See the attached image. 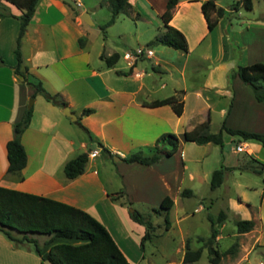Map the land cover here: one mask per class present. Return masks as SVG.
Here are the masks:
<instances>
[{"label": "rangeland", "instance_id": "obj_1", "mask_svg": "<svg viewBox=\"0 0 264 264\" xmlns=\"http://www.w3.org/2000/svg\"><path fill=\"white\" fill-rule=\"evenodd\" d=\"M79 1L83 7L92 2ZM236 1H214L228 13L220 17L222 21L212 35L204 31L198 11L193 6L182 8L176 23L180 25L186 39L187 52L163 45L161 48L164 49L157 50L159 52L154 53L150 60L144 59L143 54L136 58L137 70L145 68L148 71V76L142 78L145 86L138 91L139 99H160L174 92L183 97L182 115L176 117L170 110H164L163 119L159 120L157 126L160 132L171 133L177 138L175 153L161 155L157 162L148 166L110 159L109 165H98L102 178L106 171L111 175L108 184L110 190L116 191L113 193L117 195L114 201L125 205L128 212L136 210L144 217H149L155 226L150 238L143 242V249L138 250V253L143 254L145 264H194L182 261L185 244L191 250L201 246L210 234V219L215 223L220 211L223 220L215 224L217 238L213 243L219 259L211 263L212 255L203 248L195 264H264V196H261L264 186V148L256 141L239 143L235 137L225 133H222L221 147L211 143L197 145L186 139L187 134L195 130L216 133L222 121L226 122L228 114L224 115L223 111L230 104V99L218 100L212 91H202L204 86H215L220 91L226 87L230 93L233 86L237 104L233 116L229 113V107L228 126L251 128L254 124L264 133V113L257 111L256 114L255 110L250 119L246 116L248 95L255 101L250 88L239 79L232 82L233 77H228L238 65L257 61L264 64V0H251L250 9L239 5L237 9L229 10ZM145 8L140 6L139 12L138 7H134L133 11L120 12L114 22L102 31L99 26L105 23L110 13L106 4L97 7L93 15L95 24L86 27L87 34L84 37L92 55L103 48L104 52L112 48L109 52L113 50L120 54L117 63L120 66L124 65L121 58L124 52L137 47L143 51L153 48L147 43L161 30V24L153 12L155 10ZM199 35L205 37L196 42L195 38ZM196 92L203 93L209 106H204L207 102L198 98ZM32 100V96L28 97L26 106ZM138 123H141L140 126L146 125L140 118ZM151 146L138 145L126 155L137 151L148 154ZM220 164L231 169L225 171L220 186L211 189L210 173ZM183 189H189L191 195L181 196ZM165 195L173 201L167 213V229L164 228V215L152 211ZM234 217L252 220L253 228L247 234L238 233L233 224ZM33 235L38 239L35 236L38 234ZM258 238L260 241L257 244L254 241Z\"/></svg>", "mask_w": 264, "mask_h": 264}, {"label": "crops", "instance_id": "obj_2", "mask_svg": "<svg viewBox=\"0 0 264 264\" xmlns=\"http://www.w3.org/2000/svg\"><path fill=\"white\" fill-rule=\"evenodd\" d=\"M102 1V5H105L104 0H92L88 6L83 7L81 2L76 0V9L62 0L38 1L20 41V70L26 68L28 82L39 81L47 92L57 94L76 119L71 120L63 114L64 107L54 106L42 97L40 99V96L34 95L29 124L20 135V142L26 154L25 166L17 172H8L5 145L11 138L12 125L19 121L24 109L27 108L26 99L33 95V87L12 69L16 63L13 46L19 28L16 16L20 11L9 2L0 0L11 14L0 18V58L4 63L0 66V186L47 197L87 212L106 228L128 262L145 264L143 254L138 253L139 239L144 229L130 219L125 205L110 199V195L116 193L115 190H110L108 184L111 175L106 171L105 177L102 178L98 172V165H109V159L122 163L121 158L131 149L137 148L138 145H153L160 134L168 133L160 132L157 126L159 120L163 119L164 110L171 112L172 110L169 105L143 106V103L154 99L138 98V91L145 86L142 78L148 76L145 68L137 70L138 59L128 61L123 57L124 52L121 54L124 65L118 66L120 54L113 50L109 52L112 48L108 52H104L103 48L92 55L87 42H84L88 25L79 19L81 11L76 14L75 10L87 11L94 25L93 15L97 7H102L100 5ZM165 1L128 0L131 11L134 7H138V12L140 6L147 7L151 11L155 10L153 12L158 17L164 10ZM202 1L204 0H178L169 25L182 32L180 25L176 23V17L180 15L182 8L193 6L198 11L199 20L206 31V23L199 8ZM136 13L133 14L138 16ZM159 21L161 24L160 18ZM221 21L222 18H219L215 27L207 32L212 35ZM204 37L199 35L195 41L200 42ZM152 47L154 49L146 48L151 51L152 56L147 57L143 54L144 59L150 60L157 50L164 49L161 48L163 45L159 44ZM138 48L140 47L135 50ZM112 53H117L118 59L113 65L106 66L99 56L107 57ZM129 69L130 72L125 73ZM237 79H239L237 76L233 77L232 82H237ZM206 90L216 94L218 100L230 99L229 113L233 116L237 104L233 86L232 93L226 87L220 91L215 86H204L202 91ZM196 96L207 102L205 107L209 106L202 92H196ZM248 99L246 114L248 118L255 110L256 114L257 111L264 113V105L252 101L250 95ZM83 108H91L93 111L88 115L79 116ZM229 113L225 120L226 127H229L227 124ZM181 115L182 113L175 116ZM139 118L146 125L140 126ZM81 126L86 128L111 156L102 152L95 140H89ZM243 127L237 125L230 128L263 133L254 124L251 128ZM91 151H96V154L90 156ZM82 152L87 153L84 171L75 178H67L63 172L64 164ZM115 156L120 160H114ZM96 158L98 160H94ZM27 235L35 239L33 234ZM35 236H38L35 240L40 246L39 254L32 243L26 241L15 243L0 232V264H49L42 258L51 244L80 242L56 238L44 245L49 237L39 234ZM259 241L260 238L254 242L258 244Z\"/></svg>", "mask_w": 264, "mask_h": 264}, {"label": "trees", "instance_id": "obj_3", "mask_svg": "<svg viewBox=\"0 0 264 264\" xmlns=\"http://www.w3.org/2000/svg\"><path fill=\"white\" fill-rule=\"evenodd\" d=\"M5 1L14 5L20 11V14L16 16L19 21V28L13 46L16 59V63L12 67L13 72L21 75L23 81L33 87L32 97L34 95H40L45 101L54 106L60 108L65 107L66 103L60 99L57 94L47 92L41 82H28L25 75V67L23 70H20V41L39 0ZM214 1L215 0H204L199 6L208 31H211L215 27L220 17L228 13V11L222 7L216 6ZM104 2L110 15L108 20L102 26H99L102 31L114 22L116 16L120 12L130 10L128 0H104ZM177 2L178 0L165 1L164 10L159 15L161 30L147 43V46L159 44L175 50L187 52L188 47L184 35L177 28L168 23L173 16ZM102 4L103 1L100 5ZM239 5H243L246 9H250L251 0H237L229 10L237 9ZM75 13L78 14L77 10H75ZM10 15L6 7L0 3V18ZM99 57L104 61L106 66L113 65L118 59L117 53H112L107 57L103 55ZM3 64L0 58V66ZM130 70L131 69L125 73H129ZM235 76L250 88L255 101L264 105V64L257 61L247 65H238L228 74V77ZM161 105H169L172 112L176 116H179L182 113L183 100L174 93L164 98L143 103V106L147 107ZM229 107L230 104L225 110L224 115L228 114ZM31 111V107L25 108L19 121L12 125L11 138L5 145L8 172H17L25 166L26 154L20 142V135L29 124ZM92 111L91 108H83L79 116L88 115ZM81 128L85 131L89 140H95L101 151L111 156L107 149L101 147L100 143L86 128L82 126ZM222 133L235 137L238 142L256 141L264 148V133L226 127L224 120L221 123L219 131L216 133H210L207 130L201 132L195 130L188 133L186 139L193 141L197 145L211 143L221 147L223 144ZM177 144V138L173 134L162 133L155 139L154 144L149 148L148 154L137 151L125 155L121 160L129 164L135 163L140 166H148L157 162L161 155H172L177 149ZM86 162L87 153L82 152L77 154L64 164V175L69 179L75 178L84 171ZM229 169L231 168L225 167L222 164H220L218 168L213 169L210 173L209 187L211 189L219 187L223 181L225 171ZM189 195H191L189 189H183L181 191V196ZM261 196H264V186L261 189ZM116 197L117 195H110L112 201H114ZM172 205V199L165 195L161 198L157 208L152 209L153 213L164 215L165 229H167L169 225L167 213ZM128 215L133 222L144 228V232L139 239V248L142 250L143 242L150 238V232L154 230L155 226L151 223L149 217H144L136 210H131L128 212ZM222 220L223 213L221 211L215 223L210 219V234L204 239V243L197 249L191 250L188 248V245L185 244V251L182 258L184 263L198 261L203 248H206V252L212 255L210 258L211 263H216L218 261L219 253L216 247L213 246V243L217 234L215 224L218 225ZM233 224L238 233H244L253 228L254 222L252 220L234 217ZM0 232L15 243H21L23 241L32 243L38 254L40 253L39 245L35 239L28 237L27 234L48 236L49 238L44 242V245L56 238L80 241L75 244L65 242L51 244L47 253L42 258V260L49 264H131L119 250L106 228L87 212L47 197L20 192L2 186H0Z\"/></svg>", "mask_w": 264, "mask_h": 264}, {"label": "water", "instance_id": "obj_4", "mask_svg": "<svg viewBox=\"0 0 264 264\" xmlns=\"http://www.w3.org/2000/svg\"><path fill=\"white\" fill-rule=\"evenodd\" d=\"M68 4H70L73 8L76 9L77 5L75 3L74 0H62ZM81 13L79 14V19L85 23L88 26H92L93 22L90 19V16L88 14L87 11H83L82 9H80ZM32 101H30V103L27 105V108L31 107ZM63 114H65L66 116H68L71 120H75L76 117L69 111L68 107H64L63 108ZM114 160L118 161L120 160V158L118 156L113 157Z\"/></svg>", "mask_w": 264, "mask_h": 264}, {"label": "built area", "instance_id": "obj_5", "mask_svg": "<svg viewBox=\"0 0 264 264\" xmlns=\"http://www.w3.org/2000/svg\"><path fill=\"white\" fill-rule=\"evenodd\" d=\"M77 4V3H76ZM141 54H144V55H151V51L149 49L143 51L141 48L140 49H136V50H133V52H125L123 57L125 59H127L128 61H133L135 60L138 56H140ZM96 154V151H91L89 153L90 156H94Z\"/></svg>", "mask_w": 264, "mask_h": 264}]
</instances>
